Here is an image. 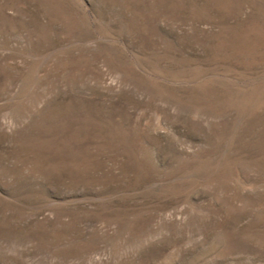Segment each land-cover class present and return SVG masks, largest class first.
<instances>
[{"label":"rangeland","instance_id":"374dc122","mask_svg":"<svg viewBox=\"0 0 264 264\" xmlns=\"http://www.w3.org/2000/svg\"><path fill=\"white\" fill-rule=\"evenodd\" d=\"M0 264H264V0H0Z\"/></svg>","mask_w":264,"mask_h":264}]
</instances>
